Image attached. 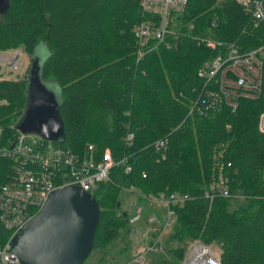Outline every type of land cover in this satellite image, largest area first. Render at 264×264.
<instances>
[{"label": "trees", "instance_id": "trees-1", "mask_svg": "<svg viewBox=\"0 0 264 264\" xmlns=\"http://www.w3.org/2000/svg\"><path fill=\"white\" fill-rule=\"evenodd\" d=\"M143 19L138 0H9L0 15V50L21 46L32 55L43 42L49 47L41 78L60 88L65 130L64 141L53 143L76 152L92 143L99 152L109 149L115 161L126 159L93 193L100 214L90 254L97 250L103 260L113 241L130 233L134 214L119 211L122 191L178 192L189 199L171 205L167 243L199 238L218 246L221 264H264V134L258 129L264 55L257 99L241 100L235 110L190 112L202 87L197 71L218 50L204 42L233 43L243 52L264 47V22L251 25L237 0H188L174 17L169 46L137 60L134 28ZM27 74L0 79V146H9L16 133ZM158 140L165 147L156 149ZM215 153L231 196L210 200L204 192ZM7 164L0 155V183ZM9 234L0 226V244ZM157 235L152 232L150 244ZM167 243L163 252L170 259L160 255L155 264H181L184 248ZM114 261L109 264H119Z\"/></svg>", "mask_w": 264, "mask_h": 264}, {"label": "built area", "instance_id": "built-area-1", "mask_svg": "<svg viewBox=\"0 0 264 264\" xmlns=\"http://www.w3.org/2000/svg\"><path fill=\"white\" fill-rule=\"evenodd\" d=\"M237 2L249 17L251 25L256 27L264 22V0ZM138 3L145 16L134 28L136 59L140 60L161 44L169 46L167 38L173 34L174 17L185 11L188 0H138ZM204 43L218 50L197 71L202 87L190 112L208 115L222 108L235 110L241 100H254L261 95L263 46L243 52L233 43L213 40H206ZM21 61L18 48L0 50V79H18ZM258 129L264 134V110L259 116ZM132 138V133L126 137L129 142ZM165 143L166 141L158 140L154 146L159 149L161 146L165 147ZM0 155L8 163L7 175L0 183V226L10 233L6 241L0 244V264H20L10 250L11 236L38 214L54 190L74 185L93 196L102 183L110 181L113 167L126 161L125 158L115 161L109 149L99 152L92 143L83 151L76 152L57 146L38 135L22 134L17 130L9 146H0ZM218 157L217 153L213 155L211 180L204 192L210 200L215 195L231 196L228 179L224 175L225 164ZM130 169L129 165L125 166L126 172ZM145 197L167 207L169 230L173 216L171 205L189 199L188 194L178 192H172L168 196L160 194ZM138 218L139 214H135L130 222L134 223ZM153 232H158L155 241L140 248L129 264H142L154 250L159 242L160 230ZM181 264H221L220 254L211 245L196 238L189 241Z\"/></svg>", "mask_w": 264, "mask_h": 264}, {"label": "water", "instance_id": "water-1", "mask_svg": "<svg viewBox=\"0 0 264 264\" xmlns=\"http://www.w3.org/2000/svg\"><path fill=\"white\" fill-rule=\"evenodd\" d=\"M8 6L9 0H0V15ZM40 48L38 45L31 55L25 106L14 128L22 134L63 142L60 88L41 78L46 59H40ZM99 214L97 200L81 187L54 190L38 214L13 233L10 250L20 264H83L93 247Z\"/></svg>", "mask_w": 264, "mask_h": 264}, {"label": "rangeland", "instance_id": "rangeland-1", "mask_svg": "<svg viewBox=\"0 0 264 264\" xmlns=\"http://www.w3.org/2000/svg\"><path fill=\"white\" fill-rule=\"evenodd\" d=\"M40 45V59L43 60L50 55V50L46 43L43 42ZM18 49L20 50L22 60L19 74L26 75L28 66L30 64L31 55L21 46H19ZM122 195L124 196V199L121 203V209H119V211H129L131 212V214H139L140 218L134 223H129L131 228L130 233H125V235L123 234L118 239H116V241H113L115 245L112 248L108 247V253L103 260H98L100 252L94 250L91 254H89L87 259L85 260V263L109 264L113 260H115L119 264L124 263V261L130 262L132 256L137 254L140 248L145 247L149 244V238L152 232L156 231L157 229L160 230L158 239L159 242L154 246V250L146 256V259L142 264H155L158 261L160 255L163 256L162 259L169 260L170 257L165 258L168 256V254L163 252V246L166 245V240L168 239L169 231L171 230H169L168 226L169 217L167 207L151 201V198V200H148L145 196H140L138 193L122 191ZM236 201L242 203V201L236 198H232L231 200L233 204ZM133 216L134 215H132L131 218ZM167 245H170L172 247L181 246L182 248H184V250H186L189 245V240H185L182 242L176 239H171V241H169ZM212 248L216 252H219L217 245H213Z\"/></svg>", "mask_w": 264, "mask_h": 264}, {"label": "crops", "instance_id": "crops-1", "mask_svg": "<svg viewBox=\"0 0 264 264\" xmlns=\"http://www.w3.org/2000/svg\"><path fill=\"white\" fill-rule=\"evenodd\" d=\"M134 215H135V214H134ZM139 218H140V217H139ZM139 218H138V219H139ZM138 219H137V220H138ZM137 220H135V221H137ZM128 263H129V262H128Z\"/></svg>", "mask_w": 264, "mask_h": 264}, {"label": "clouds", "instance_id": "clouds-1", "mask_svg": "<svg viewBox=\"0 0 264 264\" xmlns=\"http://www.w3.org/2000/svg\"><path fill=\"white\" fill-rule=\"evenodd\" d=\"M39 50V49H38Z\"/></svg>", "mask_w": 264, "mask_h": 264}]
</instances>
